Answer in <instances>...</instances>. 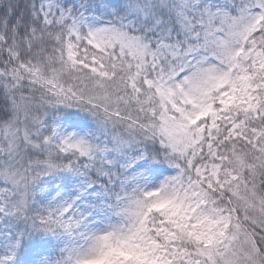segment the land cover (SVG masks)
<instances>
[{
    "label": "snow or ice",
    "instance_id": "obj_1",
    "mask_svg": "<svg viewBox=\"0 0 264 264\" xmlns=\"http://www.w3.org/2000/svg\"><path fill=\"white\" fill-rule=\"evenodd\" d=\"M0 264H264V0H0Z\"/></svg>",
    "mask_w": 264,
    "mask_h": 264
}]
</instances>
